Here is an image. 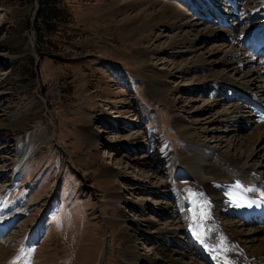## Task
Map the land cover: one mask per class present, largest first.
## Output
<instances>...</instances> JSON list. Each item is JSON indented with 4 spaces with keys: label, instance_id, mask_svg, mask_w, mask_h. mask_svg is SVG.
Instances as JSON below:
<instances>
[{
    "label": "rangeland",
    "instance_id": "obj_1",
    "mask_svg": "<svg viewBox=\"0 0 264 264\" xmlns=\"http://www.w3.org/2000/svg\"><path fill=\"white\" fill-rule=\"evenodd\" d=\"M52 1H59L66 19L53 20L56 27L52 30L41 29L40 39L35 29L39 0H0V202L5 187L15 182L0 216L18 215L0 235V258L8 264H100L106 240L102 264H134L125 254L127 234L146 230L133 227L135 210L115 202L116 189L121 200H142L157 209H145L148 221L176 228L175 222H165L158 211L161 199L174 205L156 189L164 176L145 172L133 158L156 153L165 159L167 153L160 144L164 138L171 159L177 160L181 138L170 101H185L177 105V113L186 121L198 122L208 116L206 103L219 95H212L215 89L206 92L194 85L203 77L200 67L177 73L192 55L188 45L173 42L191 29L163 26L170 21L161 24L158 9L140 16L153 2ZM115 1L121 4L116 9ZM161 1L181 6L186 15L183 24L203 22L193 15V6ZM32 31L40 58L37 64L29 47ZM228 37V32L213 37L201 52L228 42ZM161 48L165 50L157 52ZM160 71L175 74L166 80L170 86H180L168 98L150 89L155 86L149 85L151 75ZM38 93L55 123L56 141L42 101L36 99ZM225 104L216 106L214 113L229 110ZM232 123L206 124L199 130L208 131L209 138L223 137L229 126L242 125L241 121ZM91 134L95 135L93 145L87 143ZM237 134L248 136L249 131ZM58 145L70 154L78 172ZM258 163L264 165V157L250 162L253 167ZM139 240L142 249L147 241L144 236Z\"/></svg>",
    "mask_w": 264,
    "mask_h": 264
},
{
    "label": "bare ground",
    "instance_id": "obj_2",
    "mask_svg": "<svg viewBox=\"0 0 264 264\" xmlns=\"http://www.w3.org/2000/svg\"><path fill=\"white\" fill-rule=\"evenodd\" d=\"M142 1L153 3L140 16H147L148 10L158 9L161 24L168 19L170 21L163 26L175 30L191 29L189 33L177 36L173 42V45H188L192 55L177 73H183L192 66L200 67L203 77L194 85H199L198 88L206 92L215 89L212 95L217 93L219 99L206 103L204 107L208 116L198 122L186 121L179 115L176 107L184 105L185 101L172 99L174 121L181 138L179 157L171 159L168 143L161 138L160 144L167 153L165 159L156 153L133 158L145 172L164 176L156 189H161L159 196L163 199L167 197L177 212L174 209L171 211L170 205L162 199L158 203V211L165 217V222H175L178 227H159L148 221L145 209L153 212L157 209L150 207L146 201L121 200L120 189H116L117 195L113 196L115 202L127 204L129 211L135 210L133 227L146 230L145 233L133 230L132 234H127L126 257L134 264H264V176L261 172L264 165L258 163L257 168L250 164L254 159L264 157V121L256 116L257 111L264 109V0H249L248 3L245 0L244 3L243 0H224L219 4L217 0H178L188 8L193 6V15L203 21L193 23L188 20L186 24L182 23L186 15L181 6L161 0ZM112 6L116 9L121 4L115 1ZM225 32L229 34L226 39L228 45L224 43L206 53L201 52L211 42L209 40ZM164 50L161 48L157 52ZM216 65L220 69L215 70ZM174 75L156 72L151 75L149 85L153 82L155 86H150V89L168 98L180 88L170 86L166 80ZM241 76L245 77L243 81L239 80ZM224 102L229 110L215 114L214 108ZM232 121H241L242 125L226 127L223 137L209 138L208 131L199 130L206 124H231ZM240 130H248L249 135L237 134ZM93 138L95 135L91 134L87 143L93 145ZM115 177L111 180H116ZM14 187L12 180L5 187L0 213L6 210L3 203ZM164 210L167 211L162 212ZM17 216H0V234L11 226ZM142 236L147 242L141 249L138 245ZM0 264L8 263L0 258Z\"/></svg>",
    "mask_w": 264,
    "mask_h": 264
},
{
    "label": "trees",
    "instance_id": "obj_3",
    "mask_svg": "<svg viewBox=\"0 0 264 264\" xmlns=\"http://www.w3.org/2000/svg\"><path fill=\"white\" fill-rule=\"evenodd\" d=\"M40 8L35 22V29L38 37L41 39V29L47 27L52 30L55 28L53 20H61L65 18V11L59 7V1L39 0Z\"/></svg>",
    "mask_w": 264,
    "mask_h": 264
},
{
    "label": "water",
    "instance_id": "obj_4",
    "mask_svg": "<svg viewBox=\"0 0 264 264\" xmlns=\"http://www.w3.org/2000/svg\"><path fill=\"white\" fill-rule=\"evenodd\" d=\"M33 34V33H32ZM32 36H34V34L32 35ZM31 51H32V53L34 54V56H35V61H36V64H37V62H38V57L35 55V52H34V46H33V44H32V46H31ZM8 57H10V58H14V56H8ZM39 79V77H37V80ZM36 99H37V101H39V100H42L43 101V107L45 108V115H46V117L50 120V122H51V125L53 126V130H52V138L55 140V130H54V127H55V124H54V122H53V120L48 116V108H47V105H46V101L44 100V98L40 95V94H37V96H36ZM8 124H12V122H8L7 123V125ZM60 146V145H59ZM60 148L70 157V154L62 147V146H60ZM70 164H71V166H72V168L75 170V171H77L78 172V169L75 167V165H74V163H73V161L71 160V157H70ZM79 175H81L80 173H79ZM106 249V240L104 241V247H103V249H102V253H101V258H100V264H102V262H103V260H104V257H105V252H104V250Z\"/></svg>",
    "mask_w": 264,
    "mask_h": 264
}]
</instances>
